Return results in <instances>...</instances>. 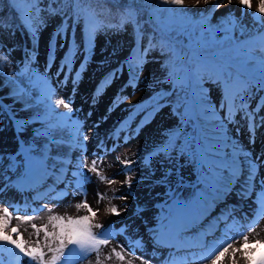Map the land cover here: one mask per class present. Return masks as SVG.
I'll return each instance as SVG.
<instances>
[{
	"label": "rangeland",
	"instance_id": "obj_1",
	"mask_svg": "<svg viewBox=\"0 0 264 264\" xmlns=\"http://www.w3.org/2000/svg\"><path fill=\"white\" fill-rule=\"evenodd\" d=\"M60 2L61 0H57L52 6L56 7ZM217 2L218 0H208L207 4H205L204 0H200L199 6L194 7L193 5L196 3V0H185V6L191 12H195V14L206 13V15H212L214 18L226 14L232 15L239 21L240 25L246 24L245 26L249 28L248 33L264 31V22H262L264 18L258 20L253 15L255 8L258 6V0H252L253 8L251 10L243 9L237 0H233L231 4L228 3V0H223L222 7L216 9L214 5ZM48 4L49 0H41L40 7L44 9ZM41 16L44 23L35 35H30V38L26 35L24 29L15 34L0 29V52H3L9 61L8 66L3 71L5 73H19L24 67V63L28 62L29 67L34 73L46 76L49 85L54 90V100L63 99L70 103L72 121L79 122L81 138L84 134L88 137L87 141L83 142L87 150L81 153L83 149H78L80 155L72 152L74 146L71 141L74 132L72 125L68 124L55 133L57 141H66V143L54 145V148L47 153L49 156L48 163L50 165L55 164L57 169L61 167L66 168V179H72L71 172L75 171L76 168L73 163L69 164L67 161L74 160V157L80 158L81 155H86L87 163L90 167L92 160L97 155L102 157V161H98V167L102 169L104 176L114 178L116 182L111 185L101 183L95 173L87 172V169H85L86 174L91 177V183L86 185V193L87 195L88 193L93 194L97 192L106 193L108 198L104 199V201L106 208L110 209L113 206L117 207L114 197H117L118 193L128 191V194L125 195L130 202L128 216H136L135 224H132V222L123 224L128 226L127 229L125 228L126 232L123 231L125 234L123 238L128 240V245H131L130 248L133 247L132 239L134 235L137 237L136 233L140 230V228H136L137 226L146 225L149 231L158 227L161 221L169 215V210L177 202L189 207L191 221L189 226L191 227L185 229L181 235L190 240H195L203 233H208L203 237L206 242L218 240L223 235L225 225L231 224L233 219L241 224H245L252 219L258 208V205H255V201L258 202L259 196L264 193V173L257 170L256 175H258V178L255 184L252 182L251 187L246 191L245 181L248 178V165L242 161L244 158L240 157L241 171L236 180L230 184L227 183L229 174L225 171V183L220 185L218 190L214 191L212 188L205 187L201 180L200 163L194 161L186 153L181 154L185 136L191 137L194 132L193 125L182 124L180 117L174 114L173 109L176 106L177 95L173 94V85L167 80V68L163 69L160 67V61L152 51L147 56V62L143 66L136 86L132 87L129 84L130 77L127 62L130 57H133V50L138 44L137 31L133 28L109 30L105 29L104 26L98 30L94 37V43L91 45L85 68L74 86L72 82L73 77L84 61V47L87 43L85 21L81 17L79 22L73 25L65 24L55 33V30L59 26L56 25L55 20L51 17L47 18L45 11L41 12ZM72 45H75L79 51L72 66V75L69 76L67 83H62L64 72H61L59 76H57V72L64 60L65 54ZM143 45L141 43V48ZM231 53L239 61L245 62V66L250 72L259 73V57L264 56V52L259 50L254 52L253 55L257 59L252 61H246L247 48L245 47L234 50ZM67 71L68 69L65 68V72ZM16 79L17 83H20L22 80L23 86L30 89L26 101L17 102L14 100V85L10 82L11 78L0 74V156L9 154L15 156L22 152V146L27 145H35L41 151L47 148L45 138L37 136V133L43 132L45 127V105L39 98L40 89L35 84L30 83L27 77L18 76ZM74 87V96L73 93L71 94L73 102H71L72 100L66 94L57 92V90H61L64 93L65 88L73 90ZM204 87L209 90L211 101L218 107L221 99V89L211 81H206ZM98 89L99 92L97 91ZM163 92L168 93V96L161 101L166 106L162 107L155 115L150 116L153 106L157 102L156 96ZM77 94H80L82 99L87 100L88 106L96 108V116L92 117L90 125L87 124L89 120L84 117L83 111L78 107ZM248 103L250 105L249 110L256 109L258 103L264 104V89H258L253 86L250 89ZM100 105H102V108L98 110L97 107ZM136 106H140L139 110ZM66 111L67 109L63 104L56 109L58 113ZM106 113L111 117L109 126H105L107 122L106 118L100 116ZM220 114L223 115V112ZM242 116V112L237 113L235 117L236 121H239V124L249 129L247 120L242 119ZM261 116H264V107H261L257 114L258 125L259 117ZM47 118L53 123L56 119L52 116H48ZM16 121L25 122L22 130L18 129ZM124 121H127L130 125L128 134L131 144L127 145L128 141L122 147H119L114 138L119 134L120 124ZM103 126L107 130L105 135L110 134L113 137L109 143V147L115 153L118 167L117 173L114 171L111 161L103 158V155L98 153L86 154L88 151L86 145L90 144L93 148L98 145L86 129L89 128V130L97 132ZM242 126L238 127L235 124L228 125V135L230 139H233V142L241 143L250 139V132L243 135L241 131ZM237 127L239 128V132L236 131ZM177 129L179 133H184V136H181L177 140V146L171 153L173 159L169 161L162 154L156 155V148L167 140L170 131ZM255 133L257 135L256 140L258 139L259 141L257 140L258 142L256 141L249 146L250 150L256 149L258 144H264V126H258L255 129ZM100 135L102 136L103 134ZM226 151L230 153L231 149L229 148ZM129 154H132V157L134 156L133 159L139 160L137 165L132 167L130 188L125 182L126 177L122 171L123 165L120 163L126 157L129 158ZM252 158L254 159L253 156ZM18 159L22 160V155ZM169 170H171V174L165 179ZM181 176L183 177L182 182ZM13 179H15V175H13ZM51 179H54V177H50L48 180ZM50 183L56 182L53 180ZM50 183L46 180L38 189L20 191V195L18 194L20 198L14 201L11 199L9 202H6L1 198L0 209L6 205H11L12 202L13 204L23 201L33 203L37 197L36 192L39 189H44ZM60 184L64 185V183ZM82 196V194L73 195L69 190V195L61 201L56 202V204H52L53 202L47 203V207L40 210L38 215L28 223L17 221L15 219V211L13 207H10L9 211L13 213V219L8 229L9 234H11V227L19 225L25 241L33 243L36 237L33 235L32 224L40 227L47 223L50 215L82 216L84 210L81 209L78 212L75 208V204L81 202ZM212 206L216 209L211 210ZM30 213L21 212L22 219ZM109 216L118 218L112 214ZM205 216L207 220H205ZM196 219L198 223L194 222ZM202 221L205 223L199 229L198 225ZM113 222L116 221L113 220ZM101 224L106 226L108 223L105 221ZM212 225H216V227L209 232L208 230ZM258 225L260 226L259 230L264 235V218L259 220ZM94 231L100 232L102 229H94ZM13 238L17 237L13 234ZM40 239L43 241V232L40 233ZM115 243L116 241L113 238L107 246L102 247L101 259L103 264H142L138 259L140 255H132L128 248H123L124 261L118 260L114 255L111 259L104 260L105 256L112 253L113 248L121 251V247H118ZM145 243L150 253L161 255L164 264L170 258L169 253L178 252L174 248L158 247L153 239L146 240ZM262 249L264 250V245ZM197 250L200 249H188L185 255H188L191 260V253L198 254ZM175 255L185 256L184 253L179 252L175 253ZM0 256L5 260V264H9V262L15 264V258L9 256L7 253L0 254ZM95 256V253H91L80 264H95ZM20 264H28V258L22 259Z\"/></svg>",
	"mask_w": 264,
	"mask_h": 264
},
{
	"label": "snow or ice",
	"instance_id": "obj_2",
	"mask_svg": "<svg viewBox=\"0 0 264 264\" xmlns=\"http://www.w3.org/2000/svg\"><path fill=\"white\" fill-rule=\"evenodd\" d=\"M57 0H49L47 12L55 14L63 12L69 3L75 5L74 14L77 19L83 16L85 21V31L87 43L84 47V61L80 68L76 71L73 77V85L78 82L82 71L85 68L88 60V54L91 50V45L94 43V37L98 30L103 25L95 19V14L87 8L81 7L82 0H63L61 8H54L52 5ZM207 4L208 0H204ZM233 0H228L231 4ZM238 4L246 10L253 8L252 0H237ZM113 3L118 4V0H113ZM200 0H196L194 7H198ZM41 0H11L13 10L17 14V19L21 21L22 26L27 28L31 34L39 30L43 25L44 20L41 12L45 11L40 7ZM223 0H218L214 8L222 7ZM185 8V0H157L156 7L153 9V17L156 20L155 31L159 32L158 38L149 39L148 45L143 50H136L135 57H130L128 60L129 84L132 87L136 86L139 80L140 73L143 70L144 64L147 62L148 54L158 48L162 55L167 56V80L173 85V94L177 95L176 106L173 109L175 115H178L182 124H192L194 132L191 137L184 138V146L181 154H188L194 161H198L201 165V180L205 187L218 190L220 185L225 183V171L228 172L229 178L227 183H232L239 177L240 157L244 158V162L248 165V178L245 181V190L251 187L252 182L256 179V171L259 167V157L252 158L251 152H245L243 148L228 135V125L236 124L235 119L237 113H243L242 119L247 120L250 132V143H255L254 132L258 126H264V116L259 117V125L257 124V114L264 104L258 103L256 109L249 110L248 103L250 89L255 86L258 89H264V56L259 57V73L250 72L245 62L239 61L236 57H221L219 59H211L208 57L198 56L194 50L191 57L182 54L178 46L173 41V34L176 31L174 25L179 21L181 25L187 22L190 25H195L200 29V37L197 44L200 48H209L216 43H226L232 41V33L238 28L241 32L245 31L246 26L240 25L235 18L225 21L223 24L212 28L206 17L200 19H187L186 14L182 11ZM167 13V22L161 26V14ZM258 14V15H256ZM255 19L262 20L264 18V0H258V6L253 14ZM136 12L129 6L125 13L120 17L119 27H122L126 22L132 21L136 23ZM264 22V20H262ZM12 25L0 23V29H8ZM108 27H117V25H109ZM137 35L142 37L143 31L140 25H136ZM215 32H223L224 40L216 41ZM247 48L246 61L256 60L253 55L257 50L264 52V31H257L255 35H250L246 41H241L236 47ZM79 49L72 45L65 54L64 60L58 69L57 76L64 72V80L62 83H67L68 78L72 75V66ZM9 64L7 56L0 52V74L10 77V82L14 85L13 98L15 101H26L29 96V88L23 86V81L17 83V77H27L29 82L39 87V98L45 105V127L43 132H38L37 136L43 137L46 140L47 148L41 151L35 145L22 146V152L13 156L11 154L0 156V181H3V186L0 187V192L6 191L10 187L16 188L18 191L35 190L41 186L49 177H54L56 183H64L65 188L56 191L50 187L46 192L39 193L35 199L43 200L47 197L48 201H58L69 194V190L73 195L82 194L86 197V185L91 183V177L85 172L95 173L101 183L111 185L115 183L114 178L104 176L102 169L98 167V161H102V157L97 155L92 160L91 166L87 163V156L81 155L77 161L75 171L71 172L72 179H66L67 169L61 167L57 169L54 165L48 163L49 156L47 153L52 150V145L58 143H66V141H57L55 133L71 124L73 127V139L71 141L74 147L83 149L84 143L88 137L82 135L78 121H72L70 103L63 99H53L54 90L49 85L46 76L36 74L29 67L28 62L24 63V67L16 72L5 73L3 70ZM164 66V65H162ZM50 67V65H49ZM65 68L68 69L65 72ZM114 75V74H113ZM206 81H211L221 89V99L219 106L211 101L209 90L204 87ZM178 90V91H177ZM75 91V87L73 88ZM99 92V89L97 90ZM168 96V93H159L156 96V103L153 106V111L150 114L155 115L162 107L166 106L161 103ZM118 99H120L118 97ZM63 104L67 109L66 112L58 113L56 109ZM139 110L140 106H136ZM223 112V115L220 113ZM55 117L53 123L47 117ZM23 121H16L18 129L23 128ZM126 124L128 122H125ZM239 132V128L236 129ZM184 133H179V130L169 132L167 140L158 146L155 150L156 155H163L169 161L173 159L171 153L177 146V140ZM103 147V144H101ZM231 149L229 153L227 149ZM22 155L23 159H18ZM71 163V161H67ZM123 165V174L126 177L125 182L131 187L133 171L132 164L135 161L125 158L120 161ZM171 174V170L166 174ZM15 175V179H13ZM181 182L183 177L181 176ZM245 191V194H246ZM97 203H100L107 198L106 193H96ZM118 199H127V197H114ZM12 205H6L0 209V254L7 253L9 256L19 260L20 255L28 258V264H80L84 259L88 258L91 253H95V264H103L101 259V249L107 246L110 241L117 235V232L110 227H106L100 223L94 222L98 215V210H94L86 198L80 203L75 204L76 210H86L88 215L83 216H61L50 215L46 224L38 227L32 224L33 235L36 239L33 243H28L21 234L20 227H9L13 219V213L9 211ZM27 210L30 205L26 202L23 205ZM47 207V202L41 205ZM127 206L125 205V210ZM15 219L22 223L30 222L39 213V208L32 209L30 214L23 217L20 212V207H15ZM51 211V209H49ZM112 215L119 216L121 212L117 207L113 206L108 209ZM264 218V193L258 198V208L251 220L245 224H241L233 219L231 224H226L223 230V235L215 241L206 242L203 237L208 233L201 234L195 240H190L181 235V233L189 226L190 216L189 207L185 204L177 202L169 210V215L165 217L157 228L151 230L152 238L157 246H162L170 249H191L199 248V254L191 253V260H200L202 264H224V258L231 250V264H237V253L245 260L246 264H264V253L261 254L259 260L255 259L250 252L254 249H249L246 246L252 243L249 235L255 231L259 224V220ZM216 225L209 228L211 232ZM94 229H102L100 232ZM121 232L124 229H120ZM43 232V241L40 239V233ZM13 234L17 238H13ZM257 237L259 233L256 234ZM242 242V243H241ZM256 245L264 244V240L256 238ZM241 243L240 247H234V244ZM10 246V247H5ZM142 241H134L133 247L129 249L132 255H135V249L142 247ZM121 251L112 249V253L104 257V260H109L114 255L118 260L124 261L125 256ZM169 259L165 264H191L188 255L177 256L175 253H169ZM142 259V258H141ZM0 264H5V260L0 256ZM11 264V262H9ZM142 264H148L143 261Z\"/></svg>",
	"mask_w": 264,
	"mask_h": 264
},
{
	"label": "trees",
	"instance_id": "obj_3",
	"mask_svg": "<svg viewBox=\"0 0 264 264\" xmlns=\"http://www.w3.org/2000/svg\"><path fill=\"white\" fill-rule=\"evenodd\" d=\"M157 0H118V4L113 3V0H82L81 7L87 8L89 11L95 14V18L98 19L105 29L115 30V29H125V28H133L136 31V25H140V29L143 31L144 35L142 37L138 36V44L137 49H140L141 43L144 45H148L149 39L158 38L160 33L155 31L156 28V20L153 17V9L156 7ZM63 5V0L56 5L54 8H61ZM131 6V8L136 12V23L132 21L126 22L122 27H119L120 17L123 13H125L126 9ZM48 7V6H47ZM47 7H45V15L46 17H51L56 21L57 31L63 24L67 22V24L77 23L79 19L76 18L74 14L75 5L69 3L63 12H56L55 14L49 13L46 11ZM186 14L187 19H200L202 17H206L208 23L212 28H216L218 25L223 24L225 21L234 18L232 15H222L220 17L214 18L212 15L203 14H195V12H191L187 7L182 10ZM167 13L161 14V26L167 22ZM239 23V21H237ZM0 23H7L12 25V27L6 29L9 32L12 31L13 34L16 33L20 26H22L21 21L17 19V14L13 10L11 5V0H0ZM109 25H117V27H108ZM246 24L242 25L245 26ZM24 29H27L23 26ZM176 31L173 34V41L178 46L179 51L191 57L195 50L196 54L201 57H208L211 59H219L221 57H233L231 53L233 50H237L242 48L236 47V45L240 44L241 41H246L249 39L250 35H255L256 32H249V28L246 26L245 31L241 32L238 28L235 30L232 35V41L226 43H216L209 48H200L197 44L198 38L200 37V29L195 25H190L185 22L183 25L179 23V21L174 25ZM5 30V29H4ZM28 30V29H27ZM154 31V33H152ZM223 32H215L214 39L216 41L224 40ZM136 49V50H137ZM132 54L133 57L136 55ZM152 52L156 55V58L160 61V67L163 69L166 68L167 56L162 55L158 48L153 49ZM164 65V66H162Z\"/></svg>",
	"mask_w": 264,
	"mask_h": 264
},
{
	"label": "bare ground",
	"instance_id": "obj_4",
	"mask_svg": "<svg viewBox=\"0 0 264 264\" xmlns=\"http://www.w3.org/2000/svg\"><path fill=\"white\" fill-rule=\"evenodd\" d=\"M57 92H61L62 94H66L70 98V100H72L71 102H73V98L71 97V94L73 93V96H74L75 91H73L72 89L69 90V89L65 88L64 93L61 90H57ZM79 98H81V95L77 94L76 95V99H78V101H77L78 102V107L83 111L84 117L87 120H89V121H87V124L90 125L92 117L94 115L96 116V112H95L96 108L94 106H88L87 100H84L82 98L79 99ZM100 108H102V105L97 107L98 110ZM107 112H108V110H107ZM100 116L101 117L103 116L102 118H106L107 122H106L105 126H109V124L111 123V117H109L107 115V113L104 114V115H100ZM100 116H99V118L102 119ZM125 122H127V121H124V122H122L120 124L119 134H117V137L114 138V140L119 145V147H122V145L125 142H128L130 140V136L128 134V130L130 128V125H129V123L126 124ZM235 125H237L238 127L242 126L241 124H239V121ZM105 126H103L101 128V130H99L97 132L94 131V130H89V128L86 129V131L89 134L92 135L91 137H93V140L95 142H97V144H98L94 148L90 144L86 145L88 147V151L86 152V154L98 153L100 155H103V158L109 159L111 161V165L113 166V169L116 172V170H118V167H117V163H116V160H115V153L109 147V143L111 142L113 137L110 134L109 135H105V133L107 132V130L104 129ZM241 131H242L243 135L249 133V129H246L243 126L241 127ZM256 133L254 132V140H255V142L258 140V139L256 140V137H257ZM100 134H103V135L101 136ZM101 144H103V147H101ZM130 144H131V141H129V143L127 145H130ZM238 144L243 148V150L245 152H251V154L254 157V159L256 157H259L260 164H259V167L257 168V170H259L260 172L264 173V144H258L256 149H252V150H250L248 148L249 146H251L253 144V143H250V139L247 140V141L238 143ZM52 148H54V145H52ZM78 149H80V148L73 147L72 152L74 154H79ZM86 150H87V148L84 147L83 150L81 151V153L86 151ZM73 156H75V155H73ZM133 157H132V154H129V159L135 161V163L132 164V167L136 166L137 162L139 161V160L133 159ZM75 159L79 160V158H76V157H75ZM142 159H143V157H142ZM144 161H145V159H144ZM242 161L244 162V160H242ZM73 163L76 164L77 161L74 160ZM257 178H258V175H256V179L253 182V184H255ZM48 179H47V181L49 182ZM2 186H3V181H0V187H2ZM18 194L20 195V191H18L16 188L10 187L6 191L0 192V199L3 198V200L6 201V202H9L11 199H13V201H14V200L20 198V196ZM127 194H128V191H124V192L118 193L117 197H122V196H125ZM45 198H47V197H45ZM85 198H86L87 202L89 203V205L94 210H98V215H97L96 220L94 222L101 224V223L106 221L108 223L106 225V227H110V228H112L113 230H115L117 232V235L114 237V240L116 241L115 244L118 247L123 246V248H125V249H127V248L130 249L131 245H128V240L123 238V236L125 235L124 232L122 234H120L121 233L120 229H124V231H125L128 228V226H125L123 224L129 223V222H132V224L133 223L135 224L136 216H133V215L130 216V217L128 216V213L130 212V202L128 200V197H127V199L115 198L117 209L121 212V215L117 216L118 218H112V217L109 216V215H111V213L108 212V208H106V204H105L104 200L101 201L100 203H97L96 193H93V194L88 193V195H86V197L83 195L81 197V201L84 200ZM12 204H13V202H12ZM125 205L127 206L126 210H125ZM255 205H258L257 201H255ZM13 206H14V204H13ZM29 208H31V205H30ZM83 215H88L86 210H84L82 212V216ZM113 220H115L116 222H113ZM205 220H207V219H205ZM204 223L205 222L202 221L201 224L198 225V228L201 229L203 227ZM123 226H125V227H123ZM136 228H140V230L137 231V233H136L137 237L134 235V237L132 239V241H133L132 244H134V241H136V240L142 241V245L143 246L138 248L137 250H135V254L136 255L137 254L140 255V257H138L139 261L142 262V259H143V261L148 262V264H164V260L162 259L160 254H152V253H150L147 250L145 241L153 239L152 238V232L147 229L146 225L137 226ZM259 229H260V226L256 227L255 231L252 232L249 235V239H250V241H252V243H250L249 245L246 246L249 249H254L255 250L254 252H250V255H252L257 260H259L261 254L264 253V250L262 249L264 244L256 245L255 242H254V240L256 238L264 240V235L261 233V231ZM257 233H259L258 237L256 235ZM241 243L234 244V247H237V248L240 247ZM179 251H183V249H181ZM166 252H168V251H166ZM230 253H231V250H229V254L224 258V264H231V255H230ZM236 258H237V264H246L245 260L241 257L240 253H237V257ZM14 261H16V259ZM191 264H202V262L200 261V262L191 263ZM208 264H211V262L209 261Z\"/></svg>",
	"mask_w": 264,
	"mask_h": 264
}]
</instances>
